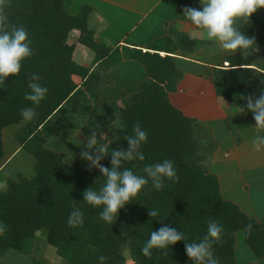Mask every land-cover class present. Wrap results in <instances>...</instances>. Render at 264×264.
<instances>
[{
    "label": "trees",
    "instance_id": "obj_1",
    "mask_svg": "<svg viewBox=\"0 0 264 264\" xmlns=\"http://www.w3.org/2000/svg\"><path fill=\"white\" fill-rule=\"evenodd\" d=\"M70 4V0H4L0 5L9 24L23 25L28 30L34 49V54L22 62L20 73L0 85V165L2 131L24 121L20 110L31 106L24 99L31 74L38 73L41 84L49 89L35 109L36 117L15 134L19 147L35 160L34 175L9 180L0 191V221L7 226L0 233V258L10 251L30 256L40 232L65 264H99L100 255L107 257V264H193L186 255L185 241L167 250L154 249L151 257H145L141 250L150 233L163 225L184 232L186 242H198L206 234L208 222L216 220L224 229L220 241L214 244L220 264H239L234 248L237 234L255 261H261L264 225L223 198L217 177L201 166L197 154L196 133L204 125L184 115L169 99L183 78L174 55L178 51L190 55L200 48V42L169 30L144 52L134 48L121 52L94 40L88 25L89 7L74 16L68 11ZM237 26L255 38L257 49L264 48V9L253 13L247 22L238 21ZM76 43L92 54L90 65L99 64L102 69L123 60L137 61L147 73L140 91L102 104L98 90L103 78L98 70L91 72L90 66L83 67L74 60ZM248 55L237 52L228 56L227 68L213 70L212 86L217 97L255 124L253 114L242 108L246 106L242 97L261 94L252 91L257 71L251 67ZM73 77H78L80 83ZM137 122L148 132L142 148L145 159L124 161L122 166L143 175L146 165L168 159L173 161L178 179L166 180L160 191L149 182L109 225L99 218L101 209L83 202L82 195L89 187L98 190L106 178L82 158L68 165L64 155L45 145L54 134L79 133L87 140L95 131L98 141L107 144L109 150L101 165L111 168V150L129 147L125 138ZM74 207L83 211L84 223L69 227L67 221ZM154 208L160 211L158 217L149 215ZM31 261L38 264L34 258Z\"/></svg>",
    "mask_w": 264,
    "mask_h": 264
},
{
    "label": "crops",
    "instance_id": "obj_2",
    "mask_svg": "<svg viewBox=\"0 0 264 264\" xmlns=\"http://www.w3.org/2000/svg\"><path fill=\"white\" fill-rule=\"evenodd\" d=\"M70 2L68 11L71 15H77L85 6L91 9L88 25L94 33L96 42L103 43L111 49L118 48L121 52L124 48L140 49L144 52L154 41L167 36L169 30L185 34L195 40L202 41L206 38L204 30L194 28L183 15L187 7L201 8V0H70ZM70 43H74V39H71ZM212 46L209 49H203L200 46L190 55L176 52L174 63L182 72L183 78L178 83L177 90L169 95V99L184 115L201 121L211 132L213 141L219 143H217L218 149L215 151L210 173L217 177L223 198L237 205L250 219L264 225V207L257 208L251 204L253 202L255 205L264 204V194H261L259 199L258 191L254 192L253 186L242 180L245 179L243 175L245 172L247 174L250 172V177L256 178L264 173V151L257 153L252 146V140L256 135L264 134V130L255 128V124L237 108L215 95L212 86L213 70L227 68L226 58L235 53L225 52L216 42L215 46ZM260 54L263 56L262 59L259 57L256 61H250L251 67L257 71L253 77L256 81L264 79L262 78L264 49L260 51ZM73 58L83 67L90 66L91 72L98 70L101 74L103 79L98 92L102 104L118 101L123 94L138 93L143 81L147 79L145 68L135 60H123L120 64L116 66L110 64L104 67L105 69H102L99 64L90 65L92 54L77 43ZM73 80L77 84L80 83L78 77H73ZM253 80L254 91L263 88L261 81ZM103 98L111 101L103 102ZM21 128L22 126L18 128V131ZM11 150L10 155L6 156L3 143L0 173L9 161L11 162L18 153L23 151L17 142ZM217 161L223 163L222 165H236L237 172L235 173L234 170V173L237 176L239 173L243 175V177L240 175L238 188L232 181L234 174H229V171L223 173L222 168L216 165ZM34 165L35 160L33 169ZM33 175L34 171L28 176L18 173L16 178L22 176L30 179ZM6 180V177H0L2 188L0 191L6 188L8 182ZM256 190L262 191L260 188Z\"/></svg>",
    "mask_w": 264,
    "mask_h": 264
},
{
    "label": "clouds",
    "instance_id": "obj_3",
    "mask_svg": "<svg viewBox=\"0 0 264 264\" xmlns=\"http://www.w3.org/2000/svg\"><path fill=\"white\" fill-rule=\"evenodd\" d=\"M4 0H0L3 5ZM201 8L187 7L184 17L196 29H202L206 38L214 41L227 53H245L252 55L258 51L255 38L249 37L237 26L238 21L247 22L253 13L264 9V0H201ZM34 54L32 40L28 30L23 25L9 24L8 17L0 10V85L5 84L6 78L20 73L22 62ZM38 73L31 74L28 82L29 91L24 99L31 106L22 108L20 115L24 121L31 122L36 117V107L46 98L49 91L41 84ZM244 111L251 112L255 128L264 130V90L258 97L249 95ZM241 107V106H240ZM125 140L129 147L126 150H111V168L101 165V160L109 153L108 146L98 141L96 132L87 137L81 157L92 168H96L105 177V182L98 190L89 187L82 195L83 202L93 208H100L99 218L106 224H114L119 211L134 200L142 189L151 182L156 191L163 189L166 180L178 179L177 170L172 160L165 159L154 164L146 165L143 175L137 174L131 168L123 167L124 161L144 160L143 145L147 143L148 132L140 122L132 128V134ZM252 146L257 153L264 151V134H258L252 140ZM94 149V150H93ZM151 217H158V208L149 210ZM69 227L81 226L84 223V213L79 207H74L67 221ZM6 225L0 221V233ZM251 230V225L248 226ZM224 231L223 225L216 220L207 224L206 234L198 242H186V236L177 228L163 225L150 233L149 239L142 248L145 257H151L152 251L167 250L179 241H185L186 255L193 264H220L214 252V244L219 242ZM167 255V251L164 252ZM99 264H107V257L100 255Z\"/></svg>",
    "mask_w": 264,
    "mask_h": 264
},
{
    "label": "rangeland",
    "instance_id": "obj_4",
    "mask_svg": "<svg viewBox=\"0 0 264 264\" xmlns=\"http://www.w3.org/2000/svg\"><path fill=\"white\" fill-rule=\"evenodd\" d=\"M197 41L200 42V46L203 49H209V47L212 45L215 46V42L210 41L207 38H205L202 41L200 40H197ZM261 48L264 49L263 46H260L258 48V51L254 52L252 55L247 56V59L249 62L250 61L252 62L253 60L256 61L259 57L260 59H262L263 56L260 54ZM253 81L255 82L261 81V84H263L262 86L263 88L257 91L261 92L262 90H264V79H258L257 81L256 80H253ZM255 87H257V85ZM253 88L254 86H252V91H254ZM257 91H254V92H257ZM105 99L107 98H103V102L111 101V100H105ZM26 123L27 121H22L19 125H12L4 129L3 143L5 145V155L6 156L10 155V152L12 151L11 149L14 146H16V140L14 137L16 131H18V128H20L21 126H24ZM222 126L224 127V124ZM195 141L198 145L197 154H198V157L200 158L201 166L205 168L208 172H210L215 151L218 149V145H217L218 142L216 143L213 141L211 132L205 126H202L201 128H199V130L196 133ZM86 143H87V140L79 133H76V134H62L61 133V134H54L48 140L46 147L53 152L64 155L65 162L68 165H71L75 160L82 158L81 152L84 150L83 147L85 146L84 144ZM33 162L34 160L32 157H30L25 152L21 151L11 160V162L9 161L7 163L5 169L0 173V177L4 176L7 179L6 181H9V180H16L17 179L16 175L18 173H20L23 176H28L29 174L32 175L34 171V169L32 168ZM222 164L223 163H221L220 161H217L216 163V165L222 168L223 173H226L229 171L230 172L229 174L231 175L234 174L232 181H233V184L237 186V188L239 187L240 175L242 177L244 175L245 179H242V180L249 182L253 186V189H255L254 192L258 191L259 199H260V195L264 194L263 193V190H264V175L263 174L264 173H261L257 178L250 177L251 176L250 172L249 174L245 172L243 175L238 172L239 174L237 176L235 174L237 172L235 164H230V165H227V164L222 165ZM234 170H235V173H234ZM248 179H251V180L248 181ZM256 188H260L262 191L256 190ZM1 189L2 188L0 187V190ZM224 189H226V187ZM229 193L230 192H228V194ZM234 193H237V192L234 191ZM254 194H257V193H254ZM251 204L253 205V207H257V208L264 207V204L255 205V202ZM234 248L236 252V260L239 264H264V258L261 261H255L252 252L243 243V240L240 234L236 235V244ZM32 258H34L38 262V264H65L64 261L56 255L54 248H52L51 246L47 244L46 240L44 239V237L42 236L40 232L36 234L34 246H33L30 256H24L16 252L10 251L4 257L0 258V264H35L31 261Z\"/></svg>",
    "mask_w": 264,
    "mask_h": 264
}]
</instances>
